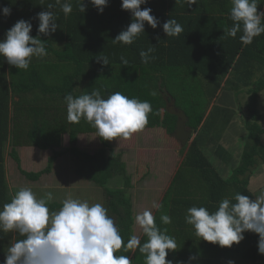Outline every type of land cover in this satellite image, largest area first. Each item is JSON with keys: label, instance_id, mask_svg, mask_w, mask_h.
I'll return each instance as SVG.
<instances>
[{"label": "trees", "instance_id": "1", "mask_svg": "<svg viewBox=\"0 0 264 264\" xmlns=\"http://www.w3.org/2000/svg\"><path fill=\"white\" fill-rule=\"evenodd\" d=\"M15 2L32 17L30 20H34L33 37L37 35L36 14L47 9L48 4L54 5L51 10L59 25L52 36L41 37L47 41L48 54L43 58L33 57L27 70L10 66L0 56L1 130L9 129L12 113L22 112V123L15 121L14 117L12 121L17 145L53 152L45 169L37 173L21 170L22 173L27 178L39 180L43 175L52 173L59 158L71 153L80 174L106 190L109 209L115 215L116 227L126 243L133 235L135 223L133 203L127 195V189L132 184L127 175L126 163L121 154L112 152L107 155L106 149L97 155H90L78 148L79 135L96 133V129L83 118L78 123L68 121L70 123L67 128V121H62L60 112L63 109L67 112L64 97L68 94L78 97L99 90L105 99L114 92H120L129 99L148 101L152 112L148 114V123L143 129L163 128L168 132L167 136L177 141L173 133L178 118L167 112L165 97L174 99L177 107L188 116L187 127L197 136L189 147H182L178 141L177 145H173V151L178 146L183 148L180 152L185 153L184 158L161 200L160 205L163 207L157 209L154 215L156 226L161 230L167 228V234L174 237L177 243L176 250L169 252L167 259L178 264L194 255L196 259L191 264H228L229 261H234V264H264V256L258 254L259 237L256 234L246 232L245 239L238 245L220 248L200 240L194 235L193 227L185 222L187 209L193 206L205 207L211 213L217 210L222 199H232L236 193L255 199L248 188L250 178L256 166L264 164V146L261 145L264 129L260 124L263 117L256 101L252 100L249 105V118L245 125L248 142L241 164L230 178L224 179L204 153L200 131L212 114L210 112L207 117L211 101H203L210 93L205 86L207 82L215 98L223 84L238 93L240 86H234V83L249 85L248 79L256 75L254 69L257 67L259 72L264 73V34L254 38L249 45L241 43L242 32H238L235 38L224 35L225 29L233 24L230 18L231 0H197V5L191 8L185 0H148L141 8H151V14L160 20L161 25L153 30L146 24L145 32L131 45L113 42L131 22V15L122 11L121 6H109L102 14H96L94 10L81 13L76 0H72L73 11L65 16L55 0ZM3 3L0 1V8ZM258 11L264 12V0H258ZM169 18L182 25L183 32L179 36L166 37L163 33L162 23ZM3 28L8 30L7 27ZM153 46L149 63H142L140 51ZM101 54L108 58V66L97 62ZM121 56L128 60L127 66L122 65ZM233 75L236 76L234 80ZM260 82L256 84V92L264 90L263 74ZM36 93L46 100L49 107L45 106L37 118L30 117V121L26 115L31 111L35 114L38 109L35 105H25L28 103L26 96L31 94L35 103ZM16 96H20V100H15ZM10 105H13V111ZM67 129L71 146L63 151L60 149L63 144L62 135ZM101 142L107 148L110 141ZM16 148L13 147L12 157L20 165L21 158ZM219 149L228 154L222 147ZM118 178L124 181L123 187L111 188L109 184ZM10 201L9 196L7 203ZM163 213L171 217L170 224L164 225L161 222L160 216ZM6 235L8 233H0V256L4 255L8 246ZM20 238L16 234V239ZM146 239L143 235L141 243ZM116 255H128L132 264H144L145 260L138 249L124 252L122 248Z\"/></svg>", "mask_w": 264, "mask_h": 264}, {"label": "clouds", "instance_id": "2", "mask_svg": "<svg viewBox=\"0 0 264 264\" xmlns=\"http://www.w3.org/2000/svg\"><path fill=\"white\" fill-rule=\"evenodd\" d=\"M99 13L108 5V0H87ZM179 2V0H176ZM188 6L197 0H185ZM148 0H121V10L131 14V22L114 39V43L131 45L145 32L147 24L153 30L161 25L146 5ZM65 16L73 11L72 0H55ZM81 13H85V0H76ZM230 18L233 24L226 28L224 35L235 38L242 32L240 41L249 45L254 38L264 34V12L258 11V0H231ZM53 4L36 14L37 35H31V20L19 19L10 27L0 40V56L16 69L27 70L33 57L43 58L48 53L47 41L41 37L52 36L59 25L56 15L51 10ZM4 17L11 15L8 6L0 8ZM166 37L179 36L183 27L175 19L169 18L162 23ZM159 40V36L156 37ZM154 46L140 51L142 63H149ZM121 63L128 65V60L121 56ZM102 66H108L109 60L102 54L97 58ZM67 105V119L78 123L83 118L96 129V137L103 141L117 138L129 139L142 130L148 123V114L152 106L148 101L129 99L120 92L110 94L106 99L99 90L90 94L64 97ZM51 191L41 198L30 187L20 188L11 201L0 208V233H16L20 239L9 242L3 264H132L128 255H116L123 248L124 252L138 249L144 255V264H173L168 254L175 251L177 243L167 234V228L161 230L156 226L155 217L150 210H144L135 216V222L147 237L141 239L132 235L128 241L122 239L108 210L101 204H89L87 200L66 198L58 211L50 212L48 202L53 200ZM233 200L235 201L233 203ZM160 204L153 208L161 209ZM164 225L170 224L171 217L161 214ZM185 222L194 229V235L209 244L220 248H231L245 239L246 232L256 234L258 254L264 256V192L255 199L248 195L236 193L232 199L220 201L215 212L205 207H190L185 215ZM196 256L190 255L187 261L178 264H191ZM228 264H234L229 261Z\"/></svg>", "mask_w": 264, "mask_h": 264}, {"label": "rangeland", "instance_id": "3", "mask_svg": "<svg viewBox=\"0 0 264 264\" xmlns=\"http://www.w3.org/2000/svg\"><path fill=\"white\" fill-rule=\"evenodd\" d=\"M258 67L254 69L256 75L248 79L249 85L243 83H234V86H240L238 93L235 89L224 86L218 92L216 98V108H212V114L207 120V124L202 127L200 131L201 147L206 151L209 160L222 177L229 172L228 176L234 173L233 168H228L226 163L222 164L217 155H211L210 151L215 152L226 135L230 131L237 132L238 140L234 151L237 149L244 151L248 142V131L246 124L249 118V105L254 101L258 105L263 120L260 123L264 129V90L256 92V84H261L262 74ZM264 71V68L262 69ZM233 75L232 80L235 79ZM240 84V85H239ZM210 93L207 99L212 103L214 94L211 85L207 82L206 85ZM224 88V89H223ZM263 91V92H262ZM24 95L22 94V97ZM256 96V98L254 97ZM25 105L36 106L35 114L32 111L26 115L27 119L30 117L37 118L39 114L48 106L45 99L41 98L36 93V102L34 103L33 96L30 94L26 96ZM25 97V98H26ZM223 97V98H222ZM20 100V96H18ZM255 98V99H254ZM253 100V101H252ZM21 105V103H20ZM49 107V106H48ZM211 108V105H209ZM63 109V108H62ZM206 110V108H205ZM207 110V111H208ZM62 121H67L66 126L69 127V120L67 119V112L63 109ZM209 113V112H207ZM20 116L24 120V114L21 112ZM21 121V123H22ZM163 128L158 129H142L134 133L131 138L125 140L117 138L110 141L109 146L105 148L100 138H97L95 133L80 134L78 138V148L90 155H97L101 150L106 149L107 155L112 152L121 154L123 161L126 163L127 175L130 177L132 186L127 189V195L133 203V210L135 216L142 213L144 210H150L155 215L157 209L153 208V204H160L163 196L168 189L173 176L176 173V167H179L181 160L185 153L180 152L181 148L178 146L173 151V145H177V141L167 136ZM68 129L62 135L63 144L61 150L69 149L71 146ZM153 137V138H152ZM261 145L264 146V133L261 136ZM189 147V146H188ZM162 149H165L164 151ZM113 150V151H111ZM20 150L16 149V153ZM22 159L23 171L29 173H37L48 166L49 158L53 155L51 150H41L37 147H25L20 152ZM11 156V155H10ZM242 158V156H241ZM241 162V161H240ZM75 157L71 153H67L55 162L52 173L43 175L39 180L27 178L23 173H19L18 169H13L11 174V181L8 182V192L12 199L13 195L22 187H30L36 194L37 198H41L45 192L51 191L54 195L53 200L48 202L50 212L58 211L62 207V203L66 198L79 199L81 201L87 200L89 204L101 203L107 210L108 215L113 218L116 225V217L108 206V194L106 190L98 184L89 181L83 177L78 171ZM263 163H259L254 171L262 167ZM26 168V169H25ZM153 170V172H151ZM144 176V178H143ZM227 177V176H226ZM143 178V179H142ZM142 179V180H141ZM18 180L20 181L18 183ZM21 183V185H19ZM17 186L14 192L11 187ZM124 181H112L109 186L111 188H121ZM11 192H13L11 194ZM261 192H264V187ZM58 205H60L58 207ZM133 235L140 239L143 236L142 229L134 223ZM7 249V247H6Z\"/></svg>", "mask_w": 264, "mask_h": 264}, {"label": "crops", "instance_id": "4", "mask_svg": "<svg viewBox=\"0 0 264 264\" xmlns=\"http://www.w3.org/2000/svg\"><path fill=\"white\" fill-rule=\"evenodd\" d=\"M0 1L4 2L1 5V8L5 7V6H8L11 8V15L10 16L4 17L2 14H0V40H2L4 38L5 33H6V30L3 27H7L9 29L10 27L13 26V24L17 20L25 19V18L30 20L32 17L26 11L22 10V8H20V5L17 2H15V1H19V0H0ZM85 3L87 4L86 10H91V11L94 10L96 14L98 13V10L93 5L88 3L87 0H85ZM109 6L112 8H117V7L121 6V0H108V5L104 9L108 8ZM160 10L161 9H159V11ZM128 14L131 15L129 12H128ZM31 21L34 22L33 19ZM57 46L60 47L62 45H57ZM7 72H9V71H7ZM7 82L10 85H12L10 80H8ZM223 86H224V84H223ZM224 88H225V86H224ZM20 95L22 96V94H20ZM217 96L215 98H213V100H212L211 108L208 111L209 113L212 110V108L215 107V104H216L215 102H216ZM14 98H15V100L19 99L18 96L14 97ZM11 109L13 111V105H10V110ZM209 113L207 114V117L209 116ZM11 116H12V119L10 121L9 129L1 130V127H0V208H2L5 203H7L8 197L10 196V194L8 192L9 191L8 190V182L11 181L10 177H11V174L14 173L13 169L14 168L18 169L20 171L19 173H21V174H22L21 170H24V168L22 167V159H21V164L18 165L16 160L12 157L13 147L16 146L17 147L16 149L20 150V152H21V149L23 150V148H25V147H33V146H24L23 147V146L17 145V143H18L17 137H16L17 134H16V130H15V133H13V131H12L13 130L12 129L13 128L12 121H13V117H14L15 121L19 120V123H20L22 121V118L20 116V112H14L11 114ZM15 128H16V126H15ZM196 136H197V134H194V139L196 138ZM238 136L239 135L237 134V132L230 131L229 135H226L223 138V139H226V142H224L221 139V143L217 147V150L215 152H213L212 150H208L211 152L210 153L211 155H217L219 157L218 160L222 161L221 162L222 164L226 163V166L228 168H233L234 171H235V169H237L240 166V164H241L240 161L242 160L241 156L243 155V152H244V151L242 152V150H240V149H237L234 151V148L237 145ZM219 147H222L225 151H227L228 154L224 153L223 150H220ZM16 149H15V151H16ZM162 150L164 151L165 149H162ZM20 152H18V154H19V157L22 158L21 157L22 154H20ZM204 153L206 154V151H204ZM206 156L208 157L207 154H206ZM183 158H184V156H183ZM183 158L181 160V163L183 161ZM181 163H180V165H181ZM178 168L179 167H176L177 170H178ZM228 175H229V172H227L224 175L225 177H223V178L228 179L233 174L231 176H228ZM19 182L20 181L18 180V183ZM19 185H21V183ZM263 187H264V164L262 165V167L258 168L257 171H254V173L251 175L248 188H249V191L254 195V198H256L261 193V191L263 190ZM16 189H18L16 185L11 187V190L13 192ZM13 192H11V194ZM1 203H3V204H1ZM15 239H16V233H14V232L8 233V235H6L7 245H9V242H14ZM4 251H5L4 254H6L7 249H5ZM4 258H5L4 255L0 256V264H3Z\"/></svg>", "mask_w": 264, "mask_h": 264}, {"label": "water", "instance_id": "5", "mask_svg": "<svg viewBox=\"0 0 264 264\" xmlns=\"http://www.w3.org/2000/svg\"><path fill=\"white\" fill-rule=\"evenodd\" d=\"M166 110L170 115L178 118L176 131L173 133V137L181 144L182 147L189 146L194 140V133L187 127L188 116L184 110L177 107L174 99H168L165 97Z\"/></svg>", "mask_w": 264, "mask_h": 264}]
</instances>
